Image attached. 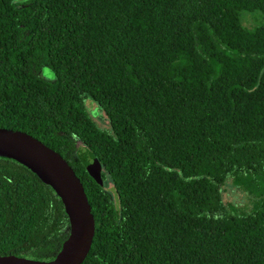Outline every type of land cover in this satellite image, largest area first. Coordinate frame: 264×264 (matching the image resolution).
I'll return each instance as SVG.
<instances>
[{"label": "trees", "instance_id": "16d2710c", "mask_svg": "<svg viewBox=\"0 0 264 264\" xmlns=\"http://www.w3.org/2000/svg\"><path fill=\"white\" fill-rule=\"evenodd\" d=\"M0 127L82 182L80 264H264V0H0ZM68 232L54 190L0 156V255L51 259Z\"/></svg>", "mask_w": 264, "mask_h": 264}, {"label": "water", "instance_id": "95a60500", "mask_svg": "<svg viewBox=\"0 0 264 264\" xmlns=\"http://www.w3.org/2000/svg\"><path fill=\"white\" fill-rule=\"evenodd\" d=\"M0 156L11 158L48 184L60 198L69 232L55 256L48 260L15 254L0 255V264H80L91 246L95 221L84 187L71 165L54 149L32 135L0 127ZM95 173L98 161L85 158Z\"/></svg>", "mask_w": 264, "mask_h": 264}, {"label": "rangeland", "instance_id": "374dc122", "mask_svg": "<svg viewBox=\"0 0 264 264\" xmlns=\"http://www.w3.org/2000/svg\"><path fill=\"white\" fill-rule=\"evenodd\" d=\"M251 13V12H243L242 16ZM38 74L47 80L54 79V72L44 66L42 67ZM84 106L90 117L93 119V121L96 123V125L99 128L102 129H109L110 130V124L107 116L104 114L101 107L98 105L97 102H95L89 95H86L83 99ZM110 180L109 178H107ZM111 190V189H110ZM222 196L224 201L231 202L233 204L237 205H245L248 203V199L246 194L241 191L239 188L234 186L231 183V180L228 178L225 180L224 185L222 187Z\"/></svg>", "mask_w": 264, "mask_h": 264}]
</instances>
